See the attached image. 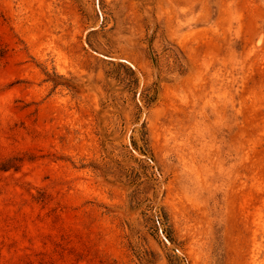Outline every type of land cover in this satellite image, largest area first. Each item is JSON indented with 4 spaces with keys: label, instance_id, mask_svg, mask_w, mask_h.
<instances>
[{
    "label": "rangeland",
    "instance_id": "rangeland-1",
    "mask_svg": "<svg viewBox=\"0 0 264 264\" xmlns=\"http://www.w3.org/2000/svg\"><path fill=\"white\" fill-rule=\"evenodd\" d=\"M174 254L264 264V0H0V264Z\"/></svg>",
    "mask_w": 264,
    "mask_h": 264
},
{
    "label": "trees",
    "instance_id": "trees-1",
    "mask_svg": "<svg viewBox=\"0 0 264 264\" xmlns=\"http://www.w3.org/2000/svg\"><path fill=\"white\" fill-rule=\"evenodd\" d=\"M167 49L174 53L177 66L182 67L185 63V57L183 56V54L177 48ZM118 67L121 68L123 72V76L118 80L119 84L123 86L121 90H126L127 92L132 93L131 99L135 102V108L138 111H140L142 107L147 108L151 103L154 102L155 99L154 93L151 92L152 89L145 88L139 91L138 78L133 67L129 64L124 63H120ZM56 83L57 82H55V84ZM135 100H137L138 102H136ZM140 101L142 102V104ZM133 123L134 126L132 129V133H137L138 137L135 138L132 134L130 135L131 150H134L138 154H140L143 157L144 161L148 164H153V156L148 147L147 131L145 129L144 122H139V117H136ZM149 206L154 210V213L152 214L153 227H151V229L153 228V231L159 232L166 243L177 246L175 239L171 235L172 230L167 214L153 202H150ZM174 250H176V252L178 251L177 249ZM169 264H187V261L185 260V257L174 254V256L169 259Z\"/></svg>",
    "mask_w": 264,
    "mask_h": 264
}]
</instances>
